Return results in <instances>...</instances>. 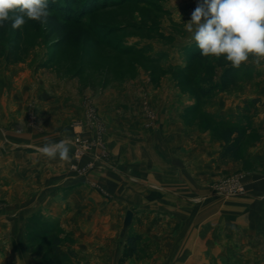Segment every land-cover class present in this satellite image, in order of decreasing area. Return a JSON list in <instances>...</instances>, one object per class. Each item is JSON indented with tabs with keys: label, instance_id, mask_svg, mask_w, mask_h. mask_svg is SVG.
<instances>
[{
	"label": "rangeland",
	"instance_id": "rangeland-1",
	"mask_svg": "<svg viewBox=\"0 0 264 264\" xmlns=\"http://www.w3.org/2000/svg\"><path fill=\"white\" fill-rule=\"evenodd\" d=\"M198 1L92 10V0H69L67 9L54 0L46 25L0 27V77L11 79L5 91L23 79L33 105L44 90L70 96L66 119L58 105L45 123L27 108V126L41 139L54 136L51 143L64 140L77 173L118 170L125 182L148 186L154 203L166 199V207H128L130 226L109 244L120 248L135 233L141 240L137 255L125 244L120 263L264 264V214L258 212L264 211V59L242 64L232 88L215 87L230 63L222 57L192 61L193 41L184 38ZM175 6L185 8L182 20ZM24 92L26 103L30 91ZM12 127L15 135L28 131ZM226 129L232 140L241 139L236 159L220 157ZM196 154L205 156L199 169ZM3 185L0 180L2 207L14 203ZM60 237L62 246L71 241ZM28 240L42 238L25 233L32 257ZM85 255L72 263L94 264Z\"/></svg>",
	"mask_w": 264,
	"mask_h": 264
},
{
	"label": "crops",
	"instance_id": "crops-1",
	"mask_svg": "<svg viewBox=\"0 0 264 264\" xmlns=\"http://www.w3.org/2000/svg\"><path fill=\"white\" fill-rule=\"evenodd\" d=\"M184 9L175 6L172 11L182 20L186 13ZM186 37L191 39L187 31ZM10 80L0 77V180L5 184L3 189L8 191L6 196H13L14 203L0 206V264L35 263L34 257L25 250V233L37 229L33 223L32 227L28 226L30 218H36L34 220L39 223L56 221L60 226L59 233L71 238L63 248L73 249L77 260H80V254H88L94 264H129L127 261L119 262L127 239L120 248L109 244L117 240L119 234L122 236L128 207L138 202L140 205L144 202V205L166 207V199L161 198L154 203L148 186L125 182L118 170H108L104 174H79L71 168V160L62 161L58 157L52 159L43 155L39 149L46 143L55 142V137L41 139L37 135L39 131L27 126V108H35L40 113L37 116L42 117L41 123H45L49 114L53 118L57 115L55 109L58 105L62 110L60 116L66 119L70 96L44 90L45 94L36 99L37 105H33L27 101L35 97L29 87H24L23 79L22 84L14 86L15 89L10 87V92L5 91L9 90ZM24 90L30 91L26 103ZM13 123L27 126L28 131L15 135ZM146 152L149 151L144 150L145 165L151 168L153 163L146 159ZM194 158V167L199 169L197 166L205 156L196 154ZM261 201L257 206H262ZM258 212L264 214L261 208Z\"/></svg>",
	"mask_w": 264,
	"mask_h": 264
},
{
	"label": "clouds",
	"instance_id": "clouds-1",
	"mask_svg": "<svg viewBox=\"0 0 264 264\" xmlns=\"http://www.w3.org/2000/svg\"><path fill=\"white\" fill-rule=\"evenodd\" d=\"M50 2L54 0H0V27L20 29L28 21L46 25ZM184 27L202 57H222L237 69L250 57L257 65L264 59V0H200ZM39 151L48 158L71 160L64 140L46 143Z\"/></svg>",
	"mask_w": 264,
	"mask_h": 264
},
{
	"label": "trees",
	"instance_id": "trees-1",
	"mask_svg": "<svg viewBox=\"0 0 264 264\" xmlns=\"http://www.w3.org/2000/svg\"><path fill=\"white\" fill-rule=\"evenodd\" d=\"M69 0H63L61 3L62 9H67L66 2ZM93 4L90 6V9L95 10L113 6H119L125 3H145L149 0H92ZM151 2V1H150ZM50 9L56 8V3L50 2ZM69 8V7H68ZM193 50L190 53L189 59L192 61L200 60L203 57L200 55V50L196 45H193ZM240 69L233 68L231 65L227 66L221 76L220 83L214 84L215 87H219L222 90L230 89L234 86ZM208 91V90H207ZM223 139L225 141V146L223 147L220 157L221 159L229 160L236 159L238 155L240 138L237 140L231 139V131L226 129L223 133ZM36 218H30L28 226L32 227V223L37 226L38 229L36 234L29 233L30 236L38 238L41 237L42 241L39 243H32L28 240L27 250L35 259L34 264H73L71 258L75 256L73 249L69 248L65 250L62 246V240L60 237V226L56 221H48L39 223L35 221ZM39 219V218H38ZM51 239L50 243L46 244V239ZM141 240L140 234H130L126 240V245L131 249L132 253H138V244Z\"/></svg>",
	"mask_w": 264,
	"mask_h": 264
},
{
	"label": "water",
	"instance_id": "water-1",
	"mask_svg": "<svg viewBox=\"0 0 264 264\" xmlns=\"http://www.w3.org/2000/svg\"><path fill=\"white\" fill-rule=\"evenodd\" d=\"M134 212L131 209L126 211V215L123 222L122 234L126 232L127 228L130 226L133 219Z\"/></svg>",
	"mask_w": 264,
	"mask_h": 264
}]
</instances>
